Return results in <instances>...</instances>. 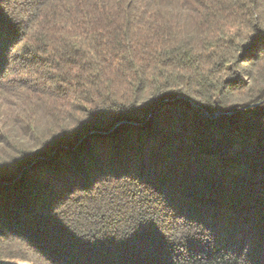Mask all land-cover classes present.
Returning <instances> with one entry per match:
<instances>
[{"label":"trees","instance_id":"trees-1","mask_svg":"<svg viewBox=\"0 0 264 264\" xmlns=\"http://www.w3.org/2000/svg\"><path fill=\"white\" fill-rule=\"evenodd\" d=\"M262 34L264 0H0V264H264Z\"/></svg>","mask_w":264,"mask_h":264},{"label":"rangeland","instance_id":"rangeland-1","mask_svg":"<svg viewBox=\"0 0 264 264\" xmlns=\"http://www.w3.org/2000/svg\"><path fill=\"white\" fill-rule=\"evenodd\" d=\"M2 264H27V263L14 262V261H4Z\"/></svg>","mask_w":264,"mask_h":264},{"label":"snow or ice","instance_id":"snow-or-ice-1","mask_svg":"<svg viewBox=\"0 0 264 264\" xmlns=\"http://www.w3.org/2000/svg\"><path fill=\"white\" fill-rule=\"evenodd\" d=\"M261 38L264 39V34H262ZM254 42H255V41H254Z\"/></svg>","mask_w":264,"mask_h":264}]
</instances>
